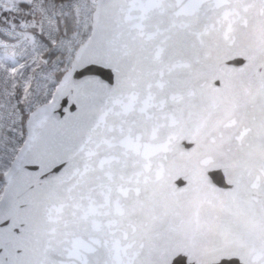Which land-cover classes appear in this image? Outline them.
<instances>
[{"label": "snow or ice", "instance_id": "1", "mask_svg": "<svg viewBox=\"0 0 264 264\" xmlns=\"http://www.w3.org/2000/svg\"><path fill=\"white\" fill-rule=\"evenodd\" d=\"M0 264H264V0H0Z\"/></svg>", "mask_w": 264, "mask_h": 264}, {"label": "water", "instance_id": "2", "mask_svg": "<svg viewBox=\"0 0 264 264\" xmlns=\"http://www.w3.org/2000/svg\"><path fill=\"white\" fill-rule=\"evenodd\" d=\"M182 186V185H181Z\"/></svg>", "mask_w": 264, "mask_h": 264}]
</instances>
